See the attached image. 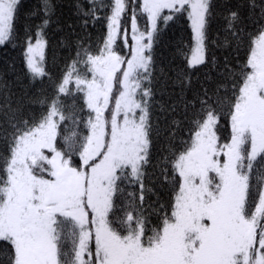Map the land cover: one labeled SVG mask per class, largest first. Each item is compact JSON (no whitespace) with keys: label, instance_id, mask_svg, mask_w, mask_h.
Returning a JSON list of instances; mask_svg holds the SVG:
<instances>
[{"label":"snow or ice","instance_id":"obj_1","mask_svg":"<svg viewBox=\"0 0 264 264\" xmlns=\"http://www.w3.org/2000/svg\"><path fill=\"white\" fill-rule=\"evenodd\" d=\"M20 7L0 0V47L19 39ZM217 7L73 0L74 55L49 92L56 4L40 0L23 41L39 90L0 77V264H264V0H225L213 39ZM185 16L184 66L158 64Z\"/></svg>","mask_w":264,"mask_h":264},{"label":"trees","instance_id":"obj_2","mask_svg":"<svg viewBox=\"0 0 264 264\" xmlns=\"http://www.w3.org/2000/svg\"><path fill=\"white\" fill-rule=\"evenodd\" d=\"M56 4V14L52 18V23L46 29V39L48 46L45 53V66L48 73V79L45 80V88L51 92L52 85L58 82L65 73L67 66L74 52L70 51L62 41L68 34V25L76 26L77 18L72 14L73 0H53ZM217 7V18L213 23L210 37L215 38L217 30L223 25V19L219 13L223 11L225 0H213ZM228 3L235 6L242 3L243 0H227ZM40 0H21V7L16 19V30L19 33V39L13 44L0 47V77H3L13 91L20 93L22 90L28 92L38 91L39 88L30 86L29 79L25 75L24 62V37L26 29L32 28L40 23L41 17L33 15V12L38 8ZM103 15V13H101ZM143 27L144 21H140ZM91 33L93 47L102 40L105 35V22L101 20L94 28H89ZM131 33L129 32V41ZM121 43L118 41V44ZM192 32L190 22L187 17L180 19L177 22H170L169 27L164 30L160 42L155 48V56L158 64L175 66H184L185 61L183 52H188L192 46ZM122 54L126 55L128 49L121 47L119 49ZM181 50V51H178ZM216 52V55L222 56L219 49H211ZM201 71L203 69L201 68ZM71 87V86H70ZM82 104V100L77 101Z\"/></svg>","mask_w":264,"mask_h":264}]
</instances>
